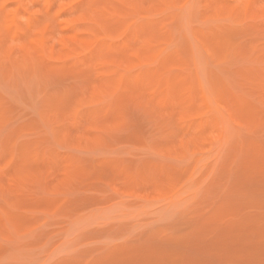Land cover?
Wrapping results in <instances>:
<instances>
[{
	"label": "rangeland",
	"instance_id": "rangeland-1",
	"mask_svg": "<svg viewBox=\"0 0 264 264\" xmlns=\"http://www.w3.org/2000/svg\"><path fill=\"white\" fill-rule=\"evenodd\" d=\"M0 264H264V0H0Z\"/></svg>",
	"mask_w": 264,
	"mask_h": 264
}]
</instances>
